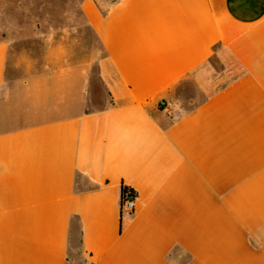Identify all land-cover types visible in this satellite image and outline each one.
Listing matches in <instances>:
<instances>
[{"label": "crops", "instance_id": "crops-1", "mask_svg": "<svg viewBox=\"0 0 264 264\" xmlns=\"http://www.w3.org/2000/svg\"><path fill=\"white\" fill-rule=\"evenodd\" d=\"M82 9L105 51L102 109L65 70L29 123L0 41V264H76V224L89 264H264V0ZM190 78L204 99L183 111L173 93Z\"/></svg>", "mask_w": 264, "mask_h": 264}, {"label": "rangeland", "instance_id": "rangeland-1", "mask_svg": "<svg viewBox=\"0 0 264 264\" xmlns=\"http://www.w3.org/2000/svg\"><path fill=\"white\" fill-rule=\"evenodd\" d=\"M83 1L0 0V41L9 46L7 83L18 86L29 98L26 110L35 113L29 123L48 119L43 116L49 107L44 86L65 70L87 75L88 109H102L107 105L99 72L105 51L83 13ZM93 1L105 12L118 0ZM212 63L222 70L216 60ZM51 96L54 97L53 92ZM173 96V104L183 111L204 99L191 78L183 81ZM57 102L53 98L51 107ZM79 239L76 224L72 254L81 261Z\"/></svg>", "mask_w": 264, "mask_h": 264}, {"label": "built area", "instance_id": "built-area-1", "mask_svg": "<svg viewBox=\"0 0 264 264\" xmlns=\"http://www.w3.org/2000/svg\"><path fill=\"white\" fill-rule=\"evenodd\" d=\"M160 107L164 110L169 111L172 109V105L166 102H161ZM180 117L179 114L173 115L172 119L176 120ZM123 188L125 186H122ZM136 202H137V196L136 194L130 192V191H125L120 195V212L122 216H133L135 213L136 209Z\"/></svg>", "mask_w": 264, "mask_h": 264}, {"label": "trees", "instance_id": "trees-1", "mask_svg": "<svg viewBox=\"0 0 264 264\" xmlns=\"http://www.w3.org/2000/svg\"><path fill=\"white\" fill-rule=\"evenodd\" d=\"M125 191H130V192L136 194V193L134 192L133 189H131V188L125 186L124 188L121 187L120 195H122V193L125 192ZM136 196H137V195H136ZM81 243H82V237H81V231H80L79 247H80ZM79 247H78V254L81 253V248H79ZM72 248H73V246H72ZM68 259H69L70 261L76 263V264H89L88 261H83V262L78 261V259H76V258L73 256V254H71V250H70V254L68 255Z\"/></svg>", "mask_w": 264, "mask_h": 264}]
</instances>
